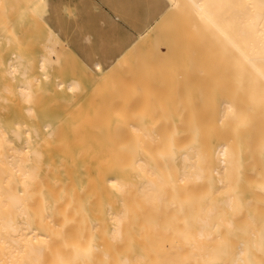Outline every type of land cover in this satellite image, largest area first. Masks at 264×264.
<instances>
[{
  "label": "bare ground",
  "instance_id": "1",
  "mask_svg": "<svg viewBox=\"0 0 264 264\" xmlns=\"http://www.w3.org/2000/svg\"><path fill=\"white\" fill-rule=\"evenodd\" d=\"M151 1L145 34L176 13L203 52L186 66L226 72L207 119L182 110L175 168L164 106L130 94L140 47L76 64L44 20L53 0H0V264H264V0Z\"/></svg>",
  "mask_w": 264,
  "mask_h": 264
},
{
  "label": "rangeland",
  "instance_id": "2",
  "mask_svg": "<svg viewBox=\"0 0 264 264\" xmlns=\"http://www.w3.org/2000/svg\"><path fill=\"white\" fill-rule=\"evenodd\" d=\"M53 1L54 4H51L44 11V15L47 18H45L44 20H48V24L50 25V27H52L54 30L58 29L57 31L59 32V34H61V36L64 38V40H60L58 44L59 46L64 47V41H67L70 44L69 51L72 54L71 58L76 61H74L76 64H79V62L82 63L85 60L87 63L92 64L94 61L98 60L104 67L107 66L115 58V56L122 48L133 46L132 48L135 51L131 47L130 48L136 54V50L140 47V55H135L137 57L139 55V57L141 58V60L139 61L141 62L140 64H138V60L136 61V65L135 61L134 63L132 62V55L130 56V53L133 54L132 52H129L128 54L129 65L131 64L130 67L132 66V71L136 72V76L132 71H130V74L126 73L127 75L129 74L128 76H130L129 80L132 79L129 81L130 94L135 92L134 89L136 88V91L138 90V93L135 92L137 94V97H149V101L151 102V104L147 105L146 108L147 110H150V108H152L149 111L152 113V115L154 114L152 111H154L155 109H158L157 113L155 110V114H159L161 104L162 106H164L163 109L165 110V114L168 118L166 120L170 121L169 128H166L168 123L165 127V124L167 122L166 120L163 121L164 124L161 123L163 124V129H161L160 127V132L162 133V136L165 140L167 151L164 164H167L171 160L170 154L175 153V157L173 156V154H171L173 156L172 158L174 159L170 161L172 168H175L177 156L176 146L178 141L177 143H174L173 137L176 136L177 138V128L179 121L182 120V117L185 116V113L187 114L184 117V122L189 125L192 124L196 119H207L208 113H210L208 109L210 106L211 97L215 92V87L217 89L216 82L213 81V79H222L226 74L225 70L221 68L218 72L219 74L211 72L209 66L206 65L207 62L205 63V60H200V64L204 63L206 65V67L203 68V71L200 73H197L193 68L191 69L186 66L189 60H193L194 56H199L203 52H201L193 43H190L191 45L185 46L186 44H188L187 35H184L180 31V28L178 26L179 17L176 13H170L171 15L167 14L166 16L159 18L156 21L157 26L154 23L148 29L149 32L145 34L143 32L144 28L142 27V24L144 22L143 19L146 20L145 16L153 7V2L151 0ZM170 20L173 26H171L172 28L170 27L171 24L169 23ZM173 29L175 32L173 31ZM140 33H142V35H138ZM27 34L28 36H33L35 34V31L30 27L27 30ZM141 39L143 40V42H138ZM80 52L82 53V55ZM159 55H161L162 58H160ZM83 56L86 58H84ZM136 58L134 60H136ZM68 63L70 64L69 61ZM138 65L141 67L139 68ZM136 66L138 67V69H140V71H137ZM72 67H75V65L73 64ZM120 67L122 71L129 72V69L126 66ZM131 74L134 76H132ZM214 74H216V78L213 76ZM177 75L179 76L178 78ZM140 79L143 82H141ZM177 80L179 81L178 83H180V85L177 83ZM134 83H136L137 85ZM150 83H152V87ZM133 84L136 85V87ZM138 84L139 86H142L144 91L142 90V88L140 89L141 92L139 91ZM148 86H150V88ZM177 86L180 87V91L178 90V88L176 89ZM151 88H155L158 93L154 92L153 89L150 90ZM142 91L143 95H141ZM152 91L156 93V95L154 94L157 97L156 99L154 98ZM179 92L181 95L177 96ZM133 95L135 94L133 93ZM179 96L182 97L179 98ZM136 98L134 97V99ZM152 98H154L155 101H153ZM138 100L137 101L140 103L141 99ZM179 100H181L182 103L179 102ZM158 101H161V103H159ZM180 103L185 106H181ZM135 105L138 106L137 104H134V106ZM140 105V107H137L138 110H136L135 112L136 115L137 112L142 108V104ZM151 105H153L154 108L151 107ZM173 105H175L174 107H176L177 105L179 106L174 109ZM182 110H184L185 113H183ZM177 111H180V113H178ZM170 134H172L171 137ZM168 138L169 140L171 139L172 142L169 141ZM70 146L72 147L71 144ZM174 149H176L175 152H173ZM136 157H139V154H137ZM83 158H85L84 160L86 161L90 178H93L95 175L94 172L96 171L92 169L96 170L97 160L94 156H91L89 158L83 156ZM168 159L169 161H167ZM77 161H70L71 168H74L72 170H79L80 164ZM74 162L76 164H74ZM172 164H174V166ZM167 165L166 168L168 167L170 172V166ZM163 167L165 166L163 165ZM137 170L138 165L134 164L131 168V175L139 178L141 173L139 171V174ZM115 171H118V169ZM173 171H175V169H173ZM169 172H167V174ZM172 172L171 174H173ZM167 178H169V175ZM169 183H172V181H169ZM91 187L94 188V186L92 185Z\"/></svg>",
  "mask_w": 264,
  "mask_h": 264
}]
</instances>
